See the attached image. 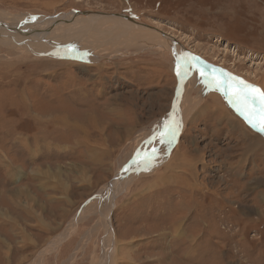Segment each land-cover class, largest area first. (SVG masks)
Returning a JSON list of instances; mask_svg holds the SVG:
<instances>
[{"label": "rangeland", "instance_id": "rangeland-1", "mask_svg": "<svg viewBox=\"0 0 264 264\" xmlns=\"http://www.w3.org/2000/svg\"><path fill=\"white\" fill-rule=\"evenodd\" d=\"M107 14L196 55L169 149L147 141L171 122L184 51ZM0 33V264H264V150L244 160L221 111L264 135L205 68L264 91V0H0ZM95 136L108 138L97 158L80 146Z\"/></svg>", "mask_w": 264, "mask_h": 264}, {"label": "snow or ice", "instance_id": "snow-or-ice-1", "mask_svg": "<svg viewBox=\"0 0 264 264\" xmlns=\"http://www.w3.org/2000/svg\"><path fill=\"white\" fill-rule=\"evenodd\" d=\"M197 58H191L196 60ZM190 61L183 65L184 71L181 73V64L177 63V75H187ZM195 67V65H192ZM202 79L207 75L200 69ZM207 85L217 91L222 92L229 104L244 118L245 122L256 132L264 135V91L247 84L243 80L232 77L227 73L216 75L213 73L207 79ZM165 131L161 134V140L174 137L178 126L165 124ZM154 155V153H153Z\"/></svg>", "mask_w": 264, "mask_h": 264}, {"label": "bare ground", "instance_id": "bare-ground-1", "mask_svg": "<svg viewBox=\"0 0 264 264\" xmlns=\"http://www.w3.org/2000/svg\"><path fill=\"white\" fill-rule=\"evenodd\" d=\"M80 15H91V16H101V15H99V14H86L85 12H81V13H74V16H80ZM127 16V15H126ZM102 17H115V16H111V14H108L107 16H102ZM116 18H118V19H122V20H124V21H127L128 23H131L130 25H133L134 26V28L135 27H137V28H140V29H144V28H141L140 26H138V25H136L134 22H132V21H129L128 19H126V18H124V17H122V16H120V17H115V19ZM92 19V18H91ZM97 19V18H96ZM104 19V18H103ZM60 20H62V19H60ZM83 20V19H82ZM82 20H78V21H74L73 22V24H76V22H78V23H82ZM85 22V23H84ZM84 25L81 27V28H83L84 30H85V28L87 29L88 28V23H89V19L88 20H84ZM61 23H64V22H61ZM78 25V24H77ZM77 25H75V26H77ZM80 26V25H79ZM125 26V25H124ZM13 27V26H12ZM5 28L7 29V30H9V31H11V32H13V33H21V34H23V32H18V29H15L16 31H12V30H10L11 28L10 27H8V26H5ZM29 28V27H28ZM56 28V27H55ZM52 29H53V27H52ZM58 29V28H57ZM4 30V29H3ZM2 30V31H3ZM83 30V31H84ZM8 31V32H9ZM49 34V33H48ZM0 35H1V33H0ZM25 35H27V34H25ZM46 36H48L47 34H45V36L44 37H46ZM160 37H162L165 41H168L167 43L168 44H170V43H172V44H176V43H174V39L173 38H171V37H169V36H167V35H164V37L162 36V35H159ZM22 38V37H21ZM43 37L42 36H39L38 35V39H39V41H40V39H42ZM18 39V38H17ZM16 39V40H17ZM36 39V38H35ZM24 40V39H23ZM43 40V39H42ZM21 41V40H20ZM29 42V41H28ZM170 42V43H169ZM31 43V42H30ZM39 43V42H38ZM41 43V42H40ZM70 43V42H69ZM18 44H20V43H18ZM33 44V43H32ZM172 44H170V48L173 46ZM176 46H178V47H180L184 52H186L187 53V51H185L184 50V46H180L179 44H177ZM176 46H173L174 47V49H176L177 47ZM32 47V46H31ZM172 47V48H173ZM37 48V47H36ZM32 48H30V50H31ZM178 49V48H177ZM184 52H182V58H180V64H181V73H183V71H182V65H184V63L186 62V61H188V58L190 57V55H191V52H190V54L189 55H187V54H184ZM176 54V53H175ZM180 54V53H179ZM193 57V56H192ZM200 61V60H199ZM200 62H202V61H200ZM192 64V63H191ZM197 64V63H196ZM198 65V64H197ZM199 66V65H198ZM260 67V66H259ZM205 68H210V69H217V68H215L214 66H209V65H206L205 66ZM217 70H219V69H217ZM219 71H222V70H219ZM224 73V72H223ZM182 76L184 77V80H185V85H186V82H187V77H186V75H180L179 76V78H180V80H181V82H182ZM180 82V83H181ZM257 82V81H256ZM178 99L179 98H177L176 97V101H178ZM183 104V99L179 102V106L175 109V111H174V113H172L170 116H167V120H171V122H169L168 124H173L174 126H178L177 127V130H176V132H175V136L174 137H171V136H169L168 137V139H166V140H164L163 142H162V140H161V134L163 133V123L159 126V127H156V129H155V132L152 134V136L150 137V138H148V141L147 142H149L150 141V143L148 144V147H157L158 148V151L160 150L159 148H165V149H169L170 147H172L173 145H174V143H175V140H176V137H177V135H178V133H180V128H181V125H182V119H181V122H180V117H179V110H180V106ZM199 104V103H198ZM196 105V104H195ZM196 109V110H195ZM200 110V108L198 109L197 107H192L191 106V108L189 109V111L187 110V115L185 114V110L183 111V114L185 115V120H187V116L188 115H190V114H192V112L193 111H195V113L193 114V116H192V118L198 113V111ZM200 113V112H199ZM182 114V115H183ZM203 114V113H202ZM227 114H229L228 112H227ZM199 115V114H198ZM191 116V115H190ZM200 116V115H199ZM235 118V117H234ZM166 119H164V120H166ZM163 120V121H164ZM67 121V120H66ZM186 122V121H185ZM181 123V124H180ZM95 124V123H94ZM96 125H98V123L96 124ZM149 135V134H148ZM148 137V136H147ZM173 149V148H172ZM98 151H99V149H98ZM145 150H143L142 149V153L144 152ZM153 152H155V150H152V152H149V153H147L146 151H145V153L146 154H152ZM165 152V151H164ZM163 152V153H164ZM155 153H159V152H155ZM161 153V152H160ZM179 153H180V151H176V155H175V160L180 156L179 155ZM247 153H248V151H247ZM252 153V152H251ZM161 156L162 155H160L159 156V158H161ZM174 156V155H173ZM173 158V157H172ZM159 160V159H158ZM156 158L155 159H153L152 161L154 162V161H158ZM243 161V160H242ZM186 163V162H185ZM239 163V162H238ZM134 164V163H133ZM133 167V166H132ZM131 167V168H132ZM122 168V167H121ZM130 168V169H131ZM125 169V168H124ZM126 170H127V168H126ZM125 170V171H126ZM194 171H195V169H194ZM146 172V171H145ZM195 173V172H194ZM197 173V172H196ZM126 174V173H125ZM198 174V173H197ZM129 175V174H128ZM122 176V175H121ZM120 176V177H121ZM193 176V175H192ZM195 176H197V175H195ZM195 176H194V178H195ZM129 177V176H128ZM120 182L118 181L117 183H115L113 186H116L117 184H119ZM105 188V187H104ZM106 190H109V186H107L106 187V189H104L103 191H100L99 193H98V195L94 198V199H98V197H99V200H101V195H102V193L104 192V191H106ZM116 193V190H115V188L114 187H112V189H111V191H110V200H111V198H112V196L114 195ZM112 195V196H111ZM98 200V201H99ZM95 202H97V201H95ZM90 206V205H89ZM89 206L88 207H86L84 210H83V213L86 211V210H90V208H89ZM82 213V214H83ZM109 214H110V210L107 212V215L109 216ZM108 216H107V222L110 220V217L108 218ZM111 221V220H110ZM110 225V224H109ZM108 225V228H109V232L108 233H111L112 232V235L110 236L111 237V239L113 240V242L115 243V251L117 250V247H116V245L118 244V240H117V237H116V235H115V232L114 231H112V229H110V227H111V225L109 226ZM74 228V227H73ZM114 232V233H113ZM64 237H65V235L63 236V237H60V240H59V242L62 240H64ZM59 242H54L51 246L52 247H55V245H57ZM55 244V245H54ZM117 252V251H116ZM112 254L114 255V252H112ZM115 260V259H114Z\"/></svg>", "mask_w": 264, "mask_h": 264}, {"label": "crops", "instance_id": "crops-1", "mask_svg": "<svg viewBox=\"0 0 264 264\" xmlns=\"http://www.w3.org/2000/svg\"><path fill=\"white\" fill-rule=\"evenodd\" d=\"M214 104V103H213ZM216 106L218 107V104L215 102ZM205 103L204 101L202 100L201 103H199V105L197 106V108L200 110L198 111V113L192 118H196L198 117L199 115H202V113H204L207 109H205ZM222 107H219L218 110H221ZM196 110V109H195ZM195 112V111H193ZM200 112V113H199ZM222 116L224 118H227L229 121H230V126H231V130L228 131V137L231 139V138H234L235 135L240 131V142L243 143V146L240 148L241 150V153H240V156L245 160V159H248V156H252L254 153L256 152H259L261 150H264V139L262 137H260L259 135H256L255 133L251 132L250 129H248L243 123L242 121H239L235 116H233L232 114H227V111L225 110H222ZM199 114V115H198ZM235 117V118H234ZM94 121V120H92ZM193 121V120H192ZM95 123V121H94ZM95 126V124H94ZM72 129V128H71ZM93 130H95V127H93ZM73 131V130H72ZM108 131V130H107ZM81 132H85V133H88V131H81ZM108 138L114 140V138L112 136H108V134H106ZM88 136V135H87ZM100 136V135H99ZM99 136H95L94 138H91L92 140H95L93 143L92 141H88V140H85L86 143H82L80 146L81 147H84V148H87V151L88 153H91L95 158H97L96 155L98 154H104L105 151L103 148H105L106 151H108V148L107 146L105 145V143H108L107 140L108 138L106 137L107 140L103 139V137H99ZM106 141V142H105ZM72 145L73 147L75 148H78L80 147L78 143H74V144H70ZM104 145V146H103ZM99 149V151H98ZM70 150L74 153V150L72 148H70ZM248 151V153H247ZM252 152V153H251ZM69 153V151H68ZM73 155V154H72ZM180 155V153H179ZM264 155V154H263ZM180 158V156L178 157V159ZM185 159V162H186V165L184 164L183 167H184V170H186L188 172V169L187 167H189V163L186 161V158L183 157ZM191 166L193 167V164H191ZM182 168V167H181ZM194 168V167H193ZM231 168H233L231 166ZM234 169V168H233ZM1 171V170H0ZM5 172V175L7 173L10 172V170L8 169H5L4 170ZM192 174H195L193 169L190 171ZM181 184H183V182L181 181ZM117 237V236H116ZM174 250H176V248H172ZM186 255V253L182 254V256L180 257V259H184V256ZM188 257V255H187Z\"/></svg>", "mask_w": 264, "mask_h": 264}, {"label": "water", "instance_id": "water-1", "mask_svg": "<svg viewBox=\"0 0 264 264\" xmlns=\"http://www.w3.org/2000/svg\"><path fill=\"white\" fill-rule=\"evenodd\" d=\"M88 12H86V14H87ZM89 14H93V13H89ZM108 15V14H107ZM111 16H115V17H120V16H122V17H124V18H126V19H128L129 21H132V22H134L136 25H138V26H140L141 28H144L145 30H147V31H152V32H154V33H158L159 35H162L163 37H164V35H167V36H169V37H171V38H173L174 39V43H176V44H179L180 46H184V44L183 43H181L180 41H178V39H176L175 37H172L171 35H169V34H167L166 32H163V31H161V30H159V29H157V28H155V27H152V26H149V25H146V24H140V22H138L137 20H135V19H133V18H131L130 16H126V15H111ZM185 47V46H184ZM184 50L185 51H187V55H189L190 54V50L187 48H184ZM182 51V50H181ZM190 56H195L196 57V55H194L193 53H191V55ZM208 64V63H207ZM215 68H217V69H219V70H222L224 73H227V74H229L230 76H232V77H236V78H238L237 76H235V75H233L232 73H230V72H228L227 70H225V69H220V68H218V67H216V66H214ZM184 70V68H183V65H182V71ZM238 79H240V78H238ZM184 91H185V80H184V77L182 76V82L181 83H179V87H178V89H177V95H176V97L177 98H179L178 99V101H176V99H175V101H174V103H173V105H172V109H171V113H174V111H175V109L179 106V102L183 99V96H184ZM164 120V119H163ZM134 165V164H133ZM124 171H125V169L124 168H122L121 170H119V172H118V174H121V173H124ZM118 174H116L115 175V177L118 175ZM114 180V179H113ZM108 193H110V190H106V191H104L103 193H102V195L100 196L101 197V202H100V206L102 205V204H104V203H106V201L108 200ZM113 212V211H112ZM111 215H112V213H111ZM110 218H111V216H110ZM111 220V219H110ZM109 220V223H110V225H111V227H110V229H112V223H111V221Z\"/></svg>", "mask_w": 264, "mask_h": 264}]
</instances>
